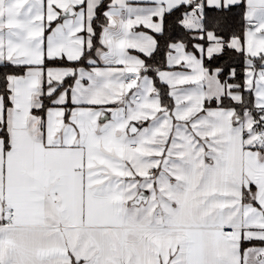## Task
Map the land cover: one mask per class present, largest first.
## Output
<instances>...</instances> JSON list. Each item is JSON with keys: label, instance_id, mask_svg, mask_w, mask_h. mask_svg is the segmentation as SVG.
<instances>
[{"label": "snow or ice", "instance_id": "1", "mask_svg": "<svg viewBox=\"0 0 264 264\" xmlns=\"http://www.w3.org/2000/svg\"><path fill=\"white\" fill-rule=\"evenodd\" d=\"M0 264H264V0H0Z\"/></svg>", "mask_w": 264, "mask_h": 264}]
</instances>
